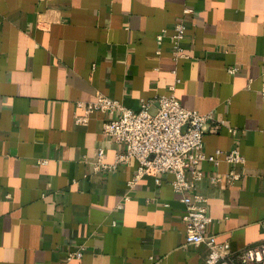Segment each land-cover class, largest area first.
Returning a JSON list of instances; mask_svg holds the SVG:
<instances>
[{
	"label": "crops",
	"instance_id": "0c3cea01",
	"mask_svg": "<svg viewBox=\"0 0 264 264\" xmlns=\"http://www.w3.org/2000/svg\"><path fill=\"white\" fill-rule=\"evenodd\" d=\"M173 86L183 106L213 115L207 154L245 157L230 184L211 182L225 162L200 165L208 232L235 251L260 244L264 0H0V264H59L79 244L70 264H206L207 248L186 241L173 174L130 185L134 160L95 170L100 148L113 163L123 146L103 134L108 114L76 122L99 94L138 111Z\"/></svg>",
	"mask_w": 264,
	"mask_h": 264
},
{
	"label": "built area",
	"instance_id": "2783aa9c",
	"mask_svg": "<svg viewBox=\"0 0 264 264\" xmlns=\"http://www.w3.org/2000/svg\"><path fill=\"white\" fill-rule=\"evenodd\" d=\"M166 30L157 36L158 44L162 43ZM185 35V26L177 23L173 34L174 55L183 56L181 39ZM232 74L238 68H230ZM180 80H177L178 83ZM171 87V93L157 96L153 100L143 101L141 108L135 111L124 106L120 101L99 94L94 102L79 106L85 110V115L76 116L77 123L86 124L88 114L101 111L109 115L103 125V134L123 146L113 163L105 161L106 151L100 148L93 163L95 170L111 171L122 163L136 161L137 171L130 185L144 176H152L157 184L161 183L164 174H173L171 184L186 206L183 216L188 244L207 248L206 264H264V241L255 246L235 251L230 242H219L215 234L208 232L210 217L207 199L196 192V182L202 177L200 165L208 161L216 166L221 162L229 165L228 171L211 178L213 184L222 182L230 184L239 180L243 171L245 157L238 147L224 151L216 150L213 154L204 151L205 135L213 127L211 113H200L182 105ZM264 95V90H263ZM155 108V111H152ZM226 126L230 133L237 130ZM190 171L191 178H187ZM129 197H125L128 200ZM264 227V221H262ZM85 245L79 244L70 250L59 264H70L81 260Z\"/></svg>",
	"mask_w": 264,
	"mask_h": 264
}]
</instances>
